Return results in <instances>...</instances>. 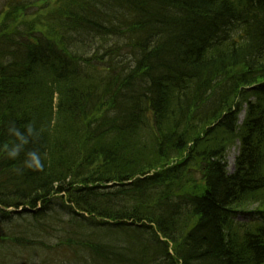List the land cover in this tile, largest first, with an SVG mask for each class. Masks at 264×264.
Here are the masks:
<instances>
[{
    "label": "trees",
    "instance_id": "trees-1",
    "mask_svg": "<svg viewBox=\"0 0 264 264\" xmlns=\"http://www.w3.org/2000/svg\"><path fill=\"white\" fill-rule=\"evenodd\" d=\"M0 227V264H264V0H0Z\"/></svg>",
    "mask_w": 264,
    "mask_h": 264
},
{
    "label": "rangeland",
    "instance_id": "rangeland-1",
    "mask_svg": "<svg viewBox=\"0 0 264 264\" xmlns=\"http://www.w3.org/2000/svg\"><path fill=\"white\" fill-rule=\"evenodd\" d=\"M35 16H38V13H36L35 15H29V17H31V18H33V17H35ZM38 17H40V16H38ZM41 18V17H40ZM242 118H243V115H241L240 116V120H242ZM236 155H237V147L236 146H234V147H231L230 149H229V151H228V153H227V171L228 172H231L232 171V168H233V163H234V159H235V157H236ZM194 179L196 180V181H199V179H197L196 177H194ZM56 198H58V196H55ZM63 198V201L62 200H60V199H57L56 200V203H57V206L55 207V208H57L58 207V205H59V207H60V205H61V203L62 204H66V205H69V204H67V203H65L64 202V197H62ZM70 206V205H69ZM17 210H20V211H18V212H27V210H29V209H17ZM252 210V208H249V209H247L246 211L247 212H249V211H251ZM23 218H22V220L23 219H28L27 218V216H22ZM64 221H67L68 219L66 218V219H63ZM62 220V221H63ZM235 220L237 221V222H240V223H248L249 222V215H248V213L246 214V212L245 213H238L237 215H236V218H235ZM14 221V220H13ZM63 221V222H64ZM11 225H12V227H11ZM14 224H13V222L12 223H7V224H5V225H3V227L4 228H6V227H10V230L13 232L16 228H18L19 229V231H21L22 232V230H21V228H20V225H21V221H16V225L15 226H13ZM63 226V225H62ZM62 226H60V227H62ZM3 227H2V229H1V227H0V230H1V232L0 233H2V232H4V229H3ZM60 227H58V226H55L54 227V231L55 232H53V234L54 235H59V230H61L60 229ZM104 231H97V230H89L88 232H84V237H86V235H88V236H90V238H92V240L93 241H96V240H94V239H96L95 237L97 236V237H100L101 235L100 234H102V238H103V240H102V244L103 245H106V244H111V245H113V246H119V245H126V237L127 236H124V235H122V237L124 236L125 238L123 239L122 238V240H120L119 239V237L121 236H113L114 234H116V232H113V233H108V234H110V235H108V234H106V233H103ZM19 235V233L17 232V233H14V237L15 236H18ZM30 239V238H29ZM32 240V239H31ZM35 241H38V239L37 238H35L34 239ZM109 240V241H108ZM44 242H46V241H44ZM47 242H48V244H47ZM47 242H46V245L47 246H49V245H51V243H58V241H56V242H53L52 240H47ZM97 243V242H96ZM81 255V254H80ZM41 256H43V257H46V255L45 254H42L41 253ZM82 256V255H81ZM61 258V257H60Z\"/></svg>",
    "mask_w": 264,
    "mask_h": 264
},
{
    "label": "clouds",
    "instance_id": "clouds-1",
    "mask_svg": "<svg viewBox=\"0 0 264 264\" xmlns=\"http://www.w3.org/2000/svg\"><path fill=\"white\" fill-rule=\"evenodd\" d=\"M12 154L15 155V152H13ZM29 156H30V160L28 162L29 167H37V168L42 167L40 163V158L35 152L30 153Z\"/></svg>",
    "mask_w": 264,
    "mask_h": 264
}]
</instances>
